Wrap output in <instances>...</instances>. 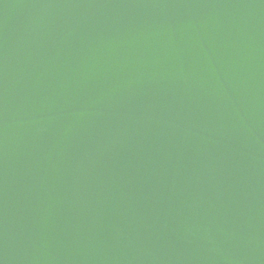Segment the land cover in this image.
I'll return each mask as SVG.
<instances>
[{
  "label": "water",
  "instance_id": "95a60500",
  "mask_svg": "<svg viewBox=\"0 0 264 264\" xmlns=\"http://www.w3.org/2000/svg\"><path fill=\"white\" fill-rule=\"evenodd\" d=\"M0 264H264V0H0Z\"/></svg>",
  "mask_w": 264,
  "mask_h": 264
}]
</instances>
